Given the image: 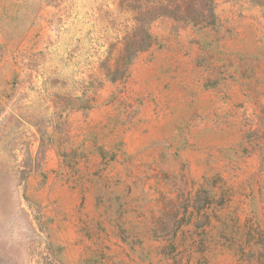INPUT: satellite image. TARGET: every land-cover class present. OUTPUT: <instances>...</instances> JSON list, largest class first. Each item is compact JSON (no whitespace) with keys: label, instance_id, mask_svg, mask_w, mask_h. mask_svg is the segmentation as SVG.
<instances>
[{"label":"rangeland","instance_id":"rangeland-1","mask_svg":"<svg viewBox=\"0 0 264 264\" xmlns=\"http://www.w3.org/2000/svg\"><path fill=\"white\" fill-rule=\"evenodd\" d=\"M134 27L121 0H0V264H264V0Z\"/></svg>","mask_w":264,"mask_h":264},{"label":"trees","instance_id":"trees-1","mask_svg":"<svg viewBox=\"0 0 264 264\" xmlns=\"http://www.w3.org/2000/svg\"><path fill=\"white\" fill-rule=\"evenodd\" d=\"M217 0H121V7L134 14V27L125 37L124 49L118 65L107 76H116L111 82L125 81L140 54L154 45L152 25L160 19H169L180 28H205L215 25Z\"/></svg>","mask_w":264,"mask_h":264}]
</instances>
